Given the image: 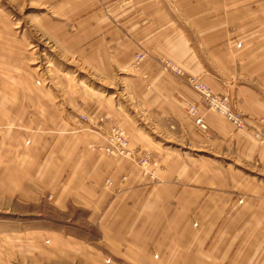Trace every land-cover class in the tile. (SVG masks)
I'll list each match as a JSON object with an SVG mask.
<instances>
[{"label": "crops", "instance_id": "0c3cea01", "mask_svg": "<svg viewBox=\"0 0 264 264\" xmlns=\"http://www.w3.org/2000/svg\"><path fill=\"white\" fill-rule=\"evenodd\" d=\"M39 4L45 12L36 28L45 43L105 80L99 86L107 91L44 77L0 21L5 234L24 239L22 252L47 250L49 260L64 264H264V150L159 64L170 60L213 94L228 95L264 133V0ZM139 52L147 59L133 69ZM185 103L199 106L209 138ZM111 126L124 130L133 155H153L152 176L129 158L94 149ZM211 153L226 167L212 163ZM17 206L36 208L48 225L7 231V218L25 215Z\"/></svg>", "mask_w": 264, "mask_h": 264}, {"label": "rangeland", "instance_id": "374dc122", "mask_svg": "<svg viewBox=\"0 0 264 264\" xmlns=\"http://www.w3.org/2000/svg\"><path fill=\"white\" fill-rule=\"evenodd\" d=\"M39 3L40 0L39 2H36L35 0L34 2H32L31 0H0V21L7 22L11 36H13L16 39L18 38L22 40V42L25 43V45L27 46V52L30 56V59H28V61L31 62L29 67L31 68L39 67L40 69L43 68L44 69L43 71L46 72V74H43L44 77H51L52 79H57L58 76L60 77L63 76L66 79L75 80L77 82H81L82 84L90 83L95 91H99V92L107 91L105 88L103 89V86L106 85L105 80L103 82L101 79L98 78V76L93 71L90 70L85 71L80 61L74 60L73 58L72 60L68 61L64 57L59 56L57 48H55L54 46L48 43H45V40L43 39L44 36L43 33L39 32V30L36 28V24H37L36 22L39 21L40 17L44 16L43 13L45 12V10L42 9L41 4ZM137 54L142 55L143 59L136 64L135 56H134V61L131 64V67L133 69L138 68V66H140L141 63L147 59L146 53L139 52ZM163 61L165 62L166 61L171 62V61L167 59L159 61L161 70L164 73H166L167 71L165 72L163 70V65H164ZM46 69H52L53 71L51 72L48 70L47 72ZM181 71L183 73L182 78H180L181 80L187 76H191L185 73L183 70ZM36 77L34 78L39 80L38 76ZM99 85H103V86L101 87ZM217 95H225V94H217ZM225 96H227L229 101L231 102L229 96L228 95ZM185 104H186V113H187L188 103ZM233 108L237 110L234 105ZM208 111L214 112L213 110H208ZM262 120L259 121V125L261 126L264 125ZM247 130L250 131L251 134H253L254 139L257 141L260 149L264 150V133L257 130V128L250 127L248 124L245 131ZM206 136L208 138L211 136L209 129ZM176 149L179 150L181 148L177 147L175 148V150ZM183 151H188V150L184 149ZM191 152L197 153L196 151H191ZM139 154L140 155L145 154L150 156V159L152 161H154L155 159L153 155H151L148 152H139ZM206 154L208 156V153ZM209 156H210L209 159L213 161L212 163L214 164L220 163L221 166L226 167L225 165L228 162L226 159L221 158L220 160H218V156L216 153L213 154L211 153L209 154ZM152 174L153 173L151 171V175ZM17 209L21 214H25V215L17 219L14 218L12 219L11 217L7 218L9 220L8 222L9 226L5 227L7 231H14V229H18L19 227L29 228V226L37 227V228H41V227L45 228V226L48 225L49 223L48 222L49 220L47 218H45L44 216L40 217L38 213L35 212V210L37 209L34 207L17 206ZM45 212H46V208L43 209L44 214ZM61 222L62 220L56 221L57 224H61ZM7 234H5L3 228L0 226V264H64L63 263L64 260L62 261L54 260L53 257L51 258V260H49L50 258L49 252L47 253V250H45V248H44L45 251L41 252L40 254H35L32 253L31 251L30 253L22 252L21 249L18 248L17 244H21V242H24V239H17L16 237H13L14 236L13 232H9V234L8 235ZM43 244L44 246L48 244L46 238L43 240V242L40 239L39 245H43Z\"/></svg>", "mask_w": 264, "mask_h": 264}, {"label": "built area", "instance_id": "2783aa9c", "mask_svg": "<svg viewBox=\"0 0 264 264\" xmlns=\"http://www.w3.org/2000/svg\"><path fill=\"white\" fill-rule=\"evenodd\" d=\"M142 59V55L135 54L136 64ZM163 64V70L165 72L167 71L168 73H172L175 76L182 78L183 73L177 66H174L169 61H163ZM182 80L188 88L197 94L199 98V104L204 108L213 110L214 112L220 114L237 131H242L247 128L246 119L239 111L233 108V105L227 96L217 95L215 93L213 94L200 79L187 76ZM198 107L199 106L197 104L188 103L187 114L194 121L197 130L207 135L208 126L202 116L198 114ZM262 122L264 123V120H262ZM103 138L105 141L104 145L101 147H94L95 150L111 157L129 158L137 167V169H140L142 176H152L151 167L155 164L154 161H152L148 155H140L139 153L133 155V153H131L129 150V140L124 130L116 126H111L105 132ZM107 184H110L109 180H107Z\"/></svg>", "mask_w": 264, "mask_h": 264}]
</instances>
